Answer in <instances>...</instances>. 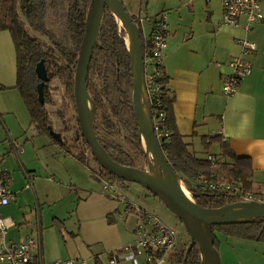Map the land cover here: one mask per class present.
<instances>
[{"label":"crops","instance_id":"1","mask_svg":"<svg viewBox=\"0 0 264 264\" xmlns=\"http://www.w3.org/2000/svg\"><path fill=\"white\" fill-rule=\"evenodd\" d=\"M122 2L130 16L142 20L137 26L145 61L150 56L154 18L161 13L167 16L169 35L163 57L166 90L173 98L176 132L189 144V151L198 159L211 157L213 165H230L229 156L247 160L250 173L243 186L252 194L264 196V21L249 32L228 26L219 28L221 0ZM262 10L264 13V4ZM242 40L253 42L256 51L244 55ZM236 57L251 63L252 74L233 96L226 97L222 82L232 73L230 63ZM144 69L151 72L149 63ZM16 83L13 41L9 32L0 31V169L6 172L14 195L0 211L12 223L7 231L9 241L32 238L34 260L43 264L69 259L108 264L109 255L136 239L139 220L126 202L155 215L159 209L173 215L142 187L127 182L114 184L123 202L108 197L101 182L92 176V166L86 167L50 137L38 134ZM142 91L141 101L149 119L144 77ZM15 120L19 128L15 127ZM29 130L32 132L26 134ZM8 133L16 142L24 139L18 151L12 144L15 158L5 155L9 153ZM211 137L218 141L204 147L203 140L209 143ZM20 171L27 183L19 194L13 187L17 178L22 179ZM200 179L207 178L189 181L194 187ZM215 236L221 264H264V242L217 233ZM138 260L143 262L144 256Z\"/></svg>","mask_w":264,"mask_h":264},{"label":"trees","instance_id":"2","mask_svg":"<svg viewBox=\"0 0 264 264\" xmlns=\"http://www.w3.org/2000/svg\"><path fill=\"white\" fill-rule=\"evenodd\" d=\"M91 7L92 0H0V31L9 32L12 38L16 53L15 88L24 101L31 122L38 134L50 137L65 153L74 156L88 168L84 152L75 155L63 138L59 142L50 136L49 128H52V125L45 106L52 105L49 84L55 79L60 80L68 93L73 95L76 64ZM50 19L53 20L57 32L47 27L46 23ZM124 33V29L119 31L115 17L106 7L89 66L87 92L94 103L95 114L101 118V130L97 125H93L98 142L117 163L136 167L134 159L112 141L121 137V130H124L129 135L127 143L139 156L146 158L132 101L131 61ZM142 53L145 67L146 55L143 49ZM41 60L44 61L48 75V82L43 90V105L38 100L36 86L39 81L34 72L36 64ZM154 81L158 86H165L160 89L162 106L157 108L146 85L149 95V118L152 125L159 124L170 133L169 143L160 145L169 167L182 180L200 207L215 209L234 203L233 198L228 196L199 193L189 179L200 177L210 179L213 174L214 180L226 182L238 180L245 184L250 173L249 162L229 156L232 160L230 165L225 163L213 165L209 160L196 158L189 151V144L176 132L171 106L173 98L168 96L166 90V76ZM160 112H163L165 117L158 122ZM101 132L105 133V137L101 136ZM77 133L80 134L79 129ZM80 138L83 146L89 150L85 141ZM216 141L218 140L215 137H211L209 143L204 139L203 145L208 148ZM91 174L96 179L100 177L113 184L125 182L101 168L98 172L91 170ZM212 232L213 245L217 250L219 242L215 233L264 242V219L214 225ZM201 262V251L196 243L189 244L179 253V264Z\"/></svg>","mask_w":264,"mask_h":264},{"label":"water","instance_id":"3","mask_svg":"<svg viewBox=\"0 0 264 264\" xmlns=\"http://www.w3.org/2000/svg\"><path fill=\"white\" fill-rule=\"evenodd\" d=\"M112 2L121 15L120 21L123 25V29L128 32V35H130L133 49L136 53L135 75L134 61L127 48L131 61V75L133 78L132 101L139 126V132L142 136L141 141L143 139L149 145L152 152L159 160L160 165L163 167L164 173L167 171L174 177L173 184H171L170 187L162 185L142 169L117 163L103 149L95 134L93 128L95 106L87 92V79L105 8L107 7L113 14L108 5V0H92V7L86 22L85 33L81 42L76 64L73 100L80 135L87 144L89 152L99 168L125 182L133 183L142 187L162 202L166 208L179 219L191 238L190 245L196 243L201 251V264H221L219 252L213 245L214 234L212 232V227L214 225H229L251 221L253 219H264V204L235 202L221 208H203L195 203L193 197L186 195L180 188H178L177 182L180 181V178L171 170L166 162L160 145L153 134L152 124L151 121H149L150 118L148 119V124L146 122L142 123L141 121V111L143 110L141 90L144 77V58L141 49L138 26L127 12L121 0H112ZM113 16L117 21L118 19L115 14H113ZM34 72L39 81L36 86L38 100L39 103L43 105V90L48 82L47 69L43 60L36 64ZM87 102H90L91 104L90 111L86 108ZM49 134L53 139L59 142L62 141L61 134L54 131L52 128H49ZM188 218L203 224V236L199 235L197 229L190 221H188Z\"/></svg>","mask_w":264,"mask_h":264},{"label":"built area","instance_id":"4","mask_svg":"<svg viewBox=\"0 0 264 264\" xmlns=\"http://www.w3.org/2000/svg\"><path fill=\"white\" fill-rule=\"evenodd\" d=\"M264 0H221L222 18L219 28L228 26L232 28H241L249 32L252 27L264 21L262 6ZM241 20L244 22L242 23ZM141 19H136V24ZM169 35V25L165 13L158 14L154 18L153 36L151 40L150 56L147 61L151 67V72L147 73L144 69L145 86H148L150 95L157 108H161V88L155 79L165 75L163 57L167 46ZM244 55H251L256 51V45L248 40H242ZM230 66L232 73L226 76L222 82V93L226 97L233 96L243 80L252 74V65L243 57L233 58ZM147 92V87H146ZM148 94V93H147ZM149 97V95H148ZM165 115L160 112L158 122L164 119ZM153 134L159 145L168 144L170 133L159 124L152 125ZM208 160L214 163L211 157ZM6 172L0 169V210L9 205L14 195L8 187ZM104 192L108 197L115 200L124 201L119 194L116 186L100 177ZM194 188L202 194L223 195L233 198L234 203H253L264 204V196L252 194L241 188L237 183L226 182L214 179H200ZM128 206L138 217L139 224L136 227V239L133 244L124 246L109 255L108 264H164L166 256L175 250L178 237L176 232L164 224L154 214L143 210L138 205L126 202ZM12 223L5 219L0 211V264H43L34 260L32 250L34 241L28 237L24 241H9L7 231ZM144 256V261L138 260L139 256ZM160 255V256H158ZM49 264H88L87 260H64L51 262Z\"/></svg>","mask_w":264,"mask_h":264},{"label":"rangeland","instance_id":"5","mask_svg":"<svg viewBox=\"0 0 264 264\" xmlns=\"http://www.w3.org/2000/svg\"><path fill=\"white\" fill-rule=\"evenodd\" d=\"M159 1L163 2V0H159ZM159 6H160V3H159ZM128 9H130V8H128ZM147 13H149V12H147ZM131 17L135 18L133 15ZM133 20H136V19H133ZM117 24H118L119 31H121L123 29V25H122L121 21L117 20ZM46 25L49 29L53 30L54 32H57V28L54 25L52 19L48 20ZM127 36H129V35H128V32L125 30V33H124L125 45H126ZM126 47H127V45H126ZM96 84L98 86H100V84L98 82H96ZM1 90H3V89H1ZM49 95H50L51 100H52V105H46L45 108L49 114V118L51 121L52 128L53 127L55 128V129L53 128V130L62 135V138L64 139L66 144L70 148H72L73 154L77 155L80 152H84L86 155V160H87L88 165L90 167L92 166V170L94 172H98L99 166L97 165V163L92 158L89 150H87L85 148V146H83L81 138H80L81 135L80 134L78 135V133H77V130L79 128H78V123H77V116H76V110H75V106H74V100L72 97L73 95H70L68 93L66 87L58 79L53 80L49 84ZM8 121H9V119H8ZM15 123H16V120H15ZM93 125H97L100 130L102 128L101 118H100V116L96 115L95 113L93 115ZM15 127L19 128L18 123L15 124ZM31 128H33V125ZM30 132H32V131L29 130L28 132H26V134H30ZM6 135L8 138V142L6 143V147L8 148L9 153H7L5 155L12 154V155H10L11 158H15L13 155V151H12V144L14 145L13 147H15L16 151H18L19 143H20V146H22V142L24 141V139L22 142H21V140H19V142H16V140L14 138L11 140L9 133ZM22 135L24 136L23 130H22ZM101 136L105 137V133L101 132ZM140 136H141V133H140ZM128 137H129L128 133H126V131H124V130H121V137L116 138L112 141H114L117 145L121 146L123 148V150L125 152H127L134 159L135 165L137 168L144 170L149 175H153V173H154V176L159 174L160 176L164 177L163 167L160 165L159 169H158L155 166L154 160L147 154L145 147H143V148L146 152V158H142L141 156H139L138 153L131 148L130 144L127 143L126 139ZM141 138H142V136H141ZM142 142H144L143 139H142ZM143 145H144V143H143ZM14 163L17 164V166H18L17 161H14ZM18 168H19V166H18ZM20 174L22 176V179L17 178V181L15 180V182H14L15 188L13 187V189H15L17 192H19V194L21 191L20 189H22L24 187L25 183H27V181H25V179L23 178L22 171H20ZM159 178H161V177H159ZM128 184H130V186H138V185L133 184V183H128ZM238 185L241 188H244L243 184H241L239 182H238ZM62 188H65V187L62 186ZM63 190L66 191L65 189H63ZM146 192L150 197H154L148 191H146ZM30 193L32 194L31 190H30ZM190 196L192 197L191 193H190ZM155 200H158V199L155 198ZM155 216L157 218H159L166 225L168 224L169 226L168 225L167 226L172 228L176 232L177 237H178V243H177L176 249L174 250V252L172 254H170L167 257L168 259L166 258L167 260L166 259L164 260V264H179L178 263L179 253L182 250H184L190 244L191 238H190L189 234L186 232L183 224L179 221V219L175 215H171L167 211H165L163 209H159L156 212ZM217 234H219V233H217Z\"/></svg>","mask_w":264,"mask_h":264},{"label":"bare ground","instance_id":"6","mask_svg":"<svg viewBox=\"0 0 264 264\" xmlns=\"http://www.w3.org/2000/svg\"><path fill=\"white\" fill-rule=\"evenodd\" d=\"M108 5H109L110 9L112 10L113 14H115L116 18L118 20H120L121 19V15L116 10V7H115L114 3L112 2V0H108ZM126 45H127V48L129 50L132 58H133V61H134V70H135L134 74L136 75V53H135V51L133 49V45H132V41H131L130 35L127 36ZM143 91L141 90V92H143ZM86 108H87L88 111H90V109H91L90 102H87L86 103ZM147 115H148L147 110H146V108L143 107V110L141 111V121H142V123L143 122H146L148 124V116ZM143 143H144V147L146 149L147 154L154 160L155 166L159 169V166H160L159 160L154 155V153L152 152V150L149 147V145L145 142V140H144ZM150 176L154 180H156L157 182H159L160 184L165 185V186H168V187H170V185L173 184V182H174V179H173L174 177L169 172H167V171L164 173V177L160 176L159 174L156 175V176H154V173H153V175H150ZM159 177H161V178H159ZM177 186L186 195L190 196V193L188 192L186 186L183 185L181 181H178L177 182ZM188 221H190L192 223V225L197 229L199 235L200 236H203V233H204V226H203V224L201 222H196V221H194L193 219H190V218H188Z\"/></svg>","mask_w":264,"mask_h":264}]
</instances>
